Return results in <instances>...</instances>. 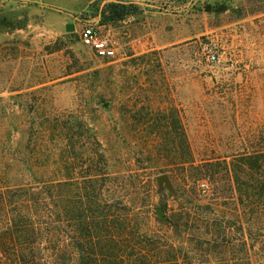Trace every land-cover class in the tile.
Segmentation results:
<instances>
[{"label": "rangeland", "instance_id": "374dc122", "mask_svg": "<svg viewBox=\"0 0 264 264\" xmlns=\"http://www.w3.org/2000/svg\"><path fill=\"white\" fill-rule=\"evenodd\" d=\"M107 3L94 0L80 10L83 3L72 0L37 5L0 0L1 176L81 181L96 153H106L113 171L121 173L126 168L121 155L137 162L142 151L157 148L154 139L142 138L135 121L146 112L168 116L171 109L182 121L178 134L186 133L202 156L227 151L244 168L247 157L264 152V0L148 2L116 22L102 17ZM66 17L68 32L52 31ZM90 26L113 41L115 57H101L83 43L81 32ZM205 45L217 51V62L207 60ZM56 47L62 49L50 52ZM78 67L87 70L73 73ZM47 119L76 121L71 170L63 157L69 150L67 130L50 129ZM82 135L88 139L85 148ZM93 139L99 143L90 144ZM46 149L54 150L56 161L35 168L37 177L21 170L24 157ZM142 162L139 167H146ZM169 179L179 192L170 196L156 178L154 225L157 208L167 201L186 203L196 196L198 206H190L200 214L210 211L214 185L208 179L200 180L211 184L206 195L199 191L200 181L187 193L182 176ZM146 191L131 187L126 195L132 199Z\"/></svg>", "mask_w": 264, "mask_h": 264}, {"label": "trees", "instance_id": "16d2710c", "mask_svg": "<svg viewBox=\"0 0 264 264\" xmlns=\"http://www.w3.org/2000/svg\"><path fill=\"white\" fill-rule=\"evenodd\" d=\"M140 11L135 3L108 1L102 17L116 22ZM86 70L78 67L73 73ZM168 114L154 118L146 112L135 121L142 138L157 145L138 155L137 162L146 167L121 155L126 168L117 173L106 153H96L81 181L27 182L19 174L0 175V264H264V152L247 157L244 168L227 151L202 156L186 133L178 134L182 121L176 109ZM47 124L54 130L65 126L69 150L63 157L71 170L76 121L47 119ZM87 141L82 135L83 148ZM178 144L184 151L175 148ZM24 158L21 170L35 178V168L56 161V153L46 149ZM161 173L176 180L182 176L187 193L208 179L214 185L210 211L200 214L196 196L186 203L167 201L161 205L166 220L156 218L154 225L153 189ZM131 187L147 191L129 199ZM169 190L177 197L179 186Z\"/></svg>", "mask_w": 264, "mask_h": 264}, {"label": "built area", "instance_id": "2783aa9c", "mask_svg": "<svg viewBox=\"0 0 264 264\" xmlns=\"http://www.w3.org/2000/svg\"><path fill=\"white\" fill-rule=\"evenodd\" d=\"M81 39L83 43L101 56L106 58H113L116 56V46L113 41L105 36L100 35L93 27H85L81 32ZM204 53L207 60L210 63H215L218 61L217 51L209 45L204 46ZM199 191L206 195L211 190V184L209 181L199 182Z\"/></svg>", "mask_w": 264, "mask_h": 264}, {"label": "crops", "instance_id": "0c3cea01", "mask_svg": "<svg viewBox=\"0 0 264 264\" xmlns=\"http://www.w3.org/2000/svg\"><path fill=\"white\" fill-rule=\"evenodd\" d=\"M30 3H34V4H38L39 3H43L44 0H24ZM73 2H77V3H83V5L81 6L80 10H83L90 2L94 1V0H72ZM106 1H117V2H124V3H135V4H145L148 2L151 3H158L160 1L163 0H106ZM166 1V0H165ZM69 21L66 18L64 19H60V29H56V30H52L56 33H63V32H68V29H65V27H68L69 25Z\"/></svg>", "mask_w": 264, "mask_h": 264}, {"label": "water", "instance_id": "95a60500", "mask_svg": "<svg viewBox=\"0 0 264 264\" xmlns=\"http://www.w3.org/2000/svg\"><path fill=\"white\" fill-rule=\"evenodd\" d=\"M157 179L159 181V184H160L161 188H164V187H167L168 189L172 188V184L170 182L168 174L162 173V174L157 176ZM157 211L159 213L160 219L165 221L166 217H165V211H164L163 207H158Z\"/></svg>", "mask_w": 264, "mask_h": 264}]
</instances>
